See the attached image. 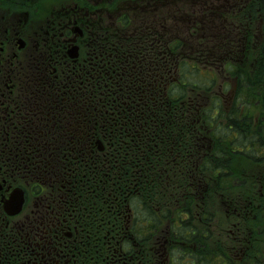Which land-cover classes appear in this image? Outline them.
Segmentation results:
<instances>
[{
	"label": "flooded vegetation",
	"instance_id": "obj_1",
	"mask_svg": "<svg viewBox=\"0 0 264 264\" xmlns=\"http://www.w3.org/2000/svg\"><path fill=\"white\" fill-rule=\"evenodd\" d=\"M100 5L0 0V264H199L193 200L205 205L207 184L224 176L214 143L223 129L195 118L190 96L163 112L166 94L136 82L117 105L96 91V66H108L107 96L119 75L104 48L88 46ZM152 68L125 72L145 83ZM254 135L253 165L264 167ZM239 245L250 247L249 264L264 261L252 241Z\"/></svg>",
	"mask_w": 264,
	"mask_h": 264
},
{
	"label": "trees",
	"instance_id": "obj_2",
	"mask_svg": "<svg viewBox=\"0 0 264 264\" xmlns=\"http://www.w3.org/2000/svg\"><path fill=\"white\" fill-rule=\"evenodd\" d=\"M253 2L254 1L252 0L251 8H248L246 11H250L253 14V17L260 12L264 14V0L256 1L255 3H257V5H254ZM131 14L134 17H131ZM137 14V11L132 13H127L126 11L120 20L122 27L131 28L132 25L135 24L134 18ZM244 25L247 26V32L249 33V38L247 39L248 41H246V43H249L253 39V25L248 23ZM213 33L215 34V45L217 46L220 44V42H223V39L221 36L217 35L215 29L213 30ZM136 40L137 38L129 37L130 44H134ZM209 40L212 41L210 37ZM231 43L233 44L234 42L229 43L227 40L225 52H219L216 57L214 56L213 51L206 49V43L199 41L193 44L192 49L189 50L193 51V55L189 54L188 57L193 62V77L191 86L194 90L204 89L206 90L207 94H209L212 91L214 84L217 82L218 75L212 72H202V68L200 66L204 64H212L214 59H216L215 64H217V59L221 58L223 55L225 56V61H222L224 62L223 65H225V69L230 72L232 78H236L237 81L235 104L233 105L230 114L226 117L225 127H222L220 124L216 123L209 116L208 112H210V110L206 109L207 113L205 115V119L211 125L215 124V127L220 125L223 128L221 133H223L225 138L221 142H217V146H221L223 150L226 148V162L225 167L222 168L225 171L224 176L220 175V177L217 178L219 183H216L215 191L218 192V187L220 188L221 186L225 185L224 192L226 197L229 199L228 202L231 201L230 199H233V206H231V209L236 207L240 213L242 210H244V207L241 204V199L244 198L246 201L245 205H247L248 208L247 217H244L245 214L242 213L241 219L238 221L240 222L241 220L243 221L247 219V221L243 223V227H246L249 230L252 225H256L257 231L262 234L264 233V219H262V217H264V208L262 209L260 207L262 210H259L255 215H253V222L250 219V211L252 209L250 211L249 209L251 208V202L253 201V195L251 194V190L253 189V153L256 152V150H258L262 144L257 140V135L253 136V114L256 108L255 102L253 101V95L262 102L263 108L261 111L264 113V58L262 60L263 67L261 66L262 68L261 72L258 74V79L254 80L253 56L250 58L252 66H249L248 63L244 62L241 63L238 68H236L235 63L230 60V58L234 59L235 56H229V54L232 53L227 49ZM168 44L171 47H176V49H181L184 47L185 42L176 39L174 41H169ZM190 63V61H185V57L184 61H180V64L183 65V68L186 64L190 65ZM187 70H189V68H187ZM258 127L262 128V131L264 132L263 121H259ZM237 145H239L240 149L242 150L237 151L235 148H233ZM209 170L215 171V176H218V164L211 165ZM262 201H264V199H262ZM259 202H261L260 195L258 196V203ZM210 217H212V215H210ZM231 217L236 218L237 215H231ZM231 217L229 216V218ZM195 233L196 231H194V234ZM221 259H224V264H234L233 259L226 254L211 255L208 259H206L205 262L208 261V264H216ZM197 261L199 264L205 263L203 262L204 259L201 257Z\"/></svg>",
	"mask_w": 264,
	"mask_h": 264
},
{
	"label": "rangeland",
	"instance_id": "obj_3",
	"mask_svg": "<svg viewBox=\"0 0 264 264\" xmlns=\"http://www.w3.org/2000/svg\"><path fill=\"white\" fill-rule=\"evenodd\" d=\"M50 1L52 2V0H50ZM187 1L190 4L191 1H189V0H187ZM211 1L221 2V3H225V4H227V1H228L232 5L236 0H211ZM227 8H228V6H227ZM228 9H230V8H228ZM262 15H264V14H262ZM154 21H156V20H154ZM169 21H172V20H169ZM251 25H253V23ZM223 26L227 27L226 24H224L221 26V28ZM227 28H230V27H227ZM225 79H226V81L231 80V79L226 78V76H225ZM224 94L226 95L225 99L227 100L229 92H225ZM222 103H223V100H222ZM262 219H264V217H262ZM228 230H232V227L231 226L228 227ZM212 235H215L216 238L219 239L220 249L222 252L229 254L231 257L237 256L240 254V247H239L240 243L234 242L235 239H232V237L228 234V231L223 233L222 229H217V231L213 232ZM258 236H259L260 241H256L257 238L254 239V243H253L254 251L255 252L261 251L262 252V251H264V235H258ZM237 258H238V256L234 259L238 260Z\"/></svg>",
	"mask_w": 264,
	"mask_h": 264
},
{
	"label": "bare ground",
	"instance_id": "obj_4",
	"mask_svg": "<svg viewBox=\"0 0 264 264\" xmlns=\"http://www.w3.org/2000/svg\"><path fill=\"white\" fill-rule=\"evenodd\" d=\"M253 129H254V126H253ZM255 129H257V131H258V134H259V138L261 139V137L264 139V132L262 131V128H260V127H256ZM262 133H261V132ZM239 146V145H238Z\"/></svg>",
	"mask_w": 264,
	"mask_h": 264
}]
</instances>
